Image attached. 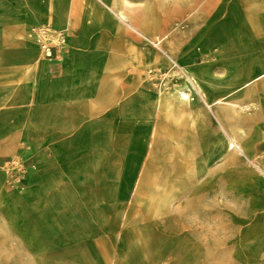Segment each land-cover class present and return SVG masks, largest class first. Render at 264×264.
Returning a JSON list of instances; mask_svg holds the SVG:
<instances>
[{
  "label": "rangeland",
  "instance_id": "1",
  "mask_svg": "<svg viewBox=\"0 0 264 264\" xmlns=\"http://www.w3.org/2000/svg\"><path fill=\"white\" fill-rule=\"evenodd\" d=\"M23 1L33 20L32 1ZM85 1L113 15L121 8V0ZM127 1L145 6L152 19L165 23L166 31L160 36H167L162 40L138 35L151 52L168 62L166 69L145 64L137 74L131 70L122 27L105 28L98 42L99 69L74 72L68 48L84 24H20L15 0H0V264H121L122 259L125 264H264V176L243 155L230 151L238 162L227 161L226 167L224 158H212L210 176L186 178L166 194L155 187L162 177L155 180L152 171L138 205L133 202L132 185L123 183L122 192L113 187L121 166L111 164L121 114L114 115L112 109L125 100L139 115L129 118L135 126L129 139L133 152L141 150L142 160L150 147V133L140 115L155 98L157 71H168V58L197 68L204 61L210 75L219 79L221 62L242 57L244 50L242 35L235 33L229 46H223L228 40L220 32V23L231 17V9L236 12L237 5L246 16L264 19V0H219L212 5V0ZM220 10L224 14L219 15ZM41 27L73 38L64 39L57 59L36 55L39 42L34 30ZM211 33L213 38L208 39ZM156 39L159 48L152 44ZM32 52L39 63L47 60L50 69L34 67ZM184 72V78L175 72L178 75L169 84L186 81ZM205 111L226 145L225 131L241 151L247 149L232 111L220 124L215 108ZM255 139L251 160L264 163V137ZM10 141L14 151L9 150ZM186 151L199 164L198 144ZM171 163L166 162L169 166L164 170L172 172ZM157 169L161 175V165ZM149 209L155 210L153 216Z\"/></svg>",
  "mask_w": 264,
  "mask_h": 264
},
{
  "label": "bare ground",
  "instance_id": "2",
  "mask_svg": "<svg viewBox=\"0 0 264 264\" xmlns=\"http://www.w3.org/2000/svg\"><path fill=\"white\" fill-rule=\"evenodd\" d=\"M31 1L33 6L32 18L36 21V24L52 22L55 26H61L65 23L72 27L75 24L83 25L85 18L90 17L93 23L109 31L123 29L122 27L125 29L124 25L130 21L131 25L145 31L149 36L152 35L159 39L167 36L166 34L160 36L166 31L164 22L159 19L156 20V18L152 19L151 13L149 14L147 12L145 6L132 5L127 0L120 1L121 8L117 9L114 13L115 17L108 14V21L105 20L104 15L102 17L96 14L93 8L87 9L84 7L85 4L81 5L80 0ZM216 2H219V0H212L211 5ZM218 13L219 15L224 14L223 10L222 12L220 10ZM229 14L231 17L220 23V32L222 36L228 40L226 44L223 42V46H229L231 36L235 33L242 35L243 41L240 45L241 49H244L243 54H241L242 57L221 62L227 70L226 79L229 80L232 86L236 87L231 95L224 96V94H220L219 97H216L211 102L208 101V98L204 99L200 94L204 95L207 93L205 85L209 78L206 71L199 70V67L203 66L205 69V62L203 61L202 65L198 68L195 66L189 67L185 64L184 73L187 75L185 77L187 78L186 81L189 83V91H179V81L174 82L172 86L168 83L165 87L157 90L153 89L155 95L154 100L148 101L142 109L143 111L140 117L145 119L144 124L150 133V147L147 150L145 158L142 160L140 159L141 150L133 152V148L130 147L132 141L129 139L135 127L129 118H136L139 117V115L136 113L133 105L130 104L129 101L125 102V100L112 109L114 115L119 111L121 113L116 120L117 127L112 148L114 151V159L111 160V164L119 167L121 166V171L114 176L113 179L115 182L113 181V184L115 185L113 187L117 191L119 189V191L122 192L124 189L123 183L132 185L133 202L137 205L141 201L143 186L152 171L155 173V180L160 179L158 176L162 177V180L156 181L155 187L160 189L159 192L163 194H166L171 188H179V183L182 182V180L184 181L186 178H194L203 174V170H200L201 172H199V174L196 170H193L195 159L191 158V156L189 157L185 149V130L187 128L185 105L192 97H198L199 99L202 97V100L207 103L208 109L215 108L216 111H218L219 119L217 117L216 119L219 123L220 119L229 112L231 114L232 111L235 114L238 126L241 128L240 138L242 146H247V149L245 148L242 150L243 152L241 151L239 154L243 155L253 167L256 166L264 176V163L251 160L255 153V138H263L264 135V19L261 17L258 20L254 19L251 15L246 16L245 12L241 11L239 5L236 7V12L231 9ZM171 19L172 18L169 20ZM55 26H53V28H56ZM29 35L30 34H27V36ZM210 38H213L212 33L209 35L208 39ZM211 46L212 42H210V40L207 41L206 47L209 51ZM260 51L263 52L259 53ZM31 57L34 67H46L50 69L49 63H39L38 60H36L34 52L31 53ZM180 75L183 77L182 74ZM113 85L117 84L115 83ZM115 93L114 91V96ZM150 127H153L152 130L149 129ZM161 143L165 145L164 148L160 145ZM220 143V151L213 160L221 161L231 154L230 151L232 146H230V144L226 145L222 137H220ZM8 146L10 147L9 150H15L11 141ZM203 151L204 155L199 159L202 160L203 163H207L210 161L213 152L208 151V153H206V150ZM166 162H172V172L164 170V167L169 166ZM160 165L163 168L161 175L159 169L156 170L157 172L154 170ZM117 178L118 183L116 181ZM41 181H43V179H40L37 183ZM0 183L2 184V176ZM37 183H35V185ZM260 185H263V180ZM31 191L32 189L26 190L27 193ZM27 193L26 199L28 197ZM12 196H14L15 199L19 197L15 195ZM153 211L155 212V210L149 209L148 213L151 214ZM129 251H127L126 257H128L132 250L129 249ZM121 264H125L124 259L121 260Z\"/></svg>",
  "mask_w": 264,
  "mask_h": 264
},
{
  "label": "crops",
  "instance_id": "3",
  "mask_svg": "<svg viewBox=\"0 0 264 264\" xmlns=\"http://www.w3.org/2000/svg\"><path fill=\"white\" fill-rule=\"evenodd\" d=\"M80 1H81V5L85 4L84 7H86L87 9L93 8L96 14L102 17L104 15L105 20L108 21L109 13H107L101 7H99L96 4L86 5L87 2L85 0H80ZM15 3H16V10L14 9V11L19 17L18 19L19 23L22 24V23L27 22L30 26L35 25L36 21L30 19L31 14H30L29 6L25 4L23 0H15ZM22 6H24V8H23V11L21 12ZM88 6H90V8H88ZM109 15L114 17L112 13ZM124 26L126 28L125 30L126 33L123 36V49H126V55L128 56V59L130 60L129 62L131 63V70L136 69L137 70L136 74H137L138 71L140 70V67L145 64H150V66L160 65V67L162 66L163 69H166L167 68L166 66H168V62L164 58H161L160 55L151 52V50H149L146 47L145 43L141 41L138 33H142L147 37L149 35L145 31L135 27L134 25L132 26L130 24L129 26L127 25H124ZM105 34H106L105 28L101 27L100 25L94 24L90 17L85 18L83 30H81V32L77 35V37H75V40H74L75 43H71V49L68 48V53H69L68 62L69 63L73 62L74 72L77 68L82 69V68L92 67V68L99 69L101 67L102 63H101V58L99 54L98 42H99V39H101ZM65 39L67 41L69 39L73 40V38H71L69 33H66ZM162 39L163 38H161L160 40ZM133 46H137L138 50L134 51ZM37 54H39V56L41 55L39 44H37L36 46V55ZM186 55H189V54H186ZM46 62L47 60L41 63H46ZM133 62L135 63V66L133 65ZM179 65L184 67L180 63ZM207 67L208 66H206L205 69L203 68V66L199 67V70L206 71L207 76L209 78V80L206 82V85H205V87L207 88V93H205L204 95L203 94H200V95L204 99L208 98L209 102H211L216 97H219L220 94H224V96L231 95L232 92L236 89V87L232 86L229 80L226 79L224 66L222 65V67H220L223 72V75L219 77V79H214L213 75H210L209 73L211 69ZM212 69L215 70L214 67ZM60 72H61V69H60ZM159 72H161V70L157 71V76H159ZM175 74L177 73H174L170 76L169 83L174 77H176ZM157 80H158V77H157ZM147 82H151V80H148ZM142 86L146 88L145 86L147 85L142 82ZM178 90L188 92L189 83L181 79L179 81ZM202 97L201 99H199L198 97H192V99L185 105V113H186V121H187L186 123L187 128L185 130V133H186L185 134L186 135L185 136V143H186L185 149L190 148L191 145L198 144V150H200V152L202 153L199 158L203 157L204 155L203 150L205 149L206 153H208V151L213 152L212 156L210 157V161H211L212 158L214 159V157L220 151V146H219V144H221L220 137H219L220 135L217 134L216 131L214 130L212 120L210 116L208 115V113L205 111V108H207V103H205L202 100ZM221 128L224 130L222 126ZM225 135H226L225 137L229 139L228 144L232 146L231 151L235 150L238 154L241 153L240 147L235 143L234 139H232L227 134L226 131H225ZM160 145L162 146V148L165 147V145H163L162 143ZM224 160L226 161L225 167L227 165V161L229 163L238 162L237 158L232 153L228 155L226 159L224 158ZM210 161L207 163H203V161L201 160L199 164L194 163L193 170H196L197 173L201 172L200 170H203V174L205 173V175L207 174V176H210ZM241 169L243 168H240L238 170H241ZM226 170L228 169L227 168L225 169L224 175L226 174ZM201 176L202 174L199 175L198 178L200 179Z\"/></svg>",
  "mask_w": 264,
  "mask_h": 264
},
{
  "label": "built area",
  "instance_id": "4",
  "mask_svg": "<svg viewBox=\"0 0 264 264\" xmlns=\"http://www.w3.org/2000/svg\"><path fill=\"white\" fill-rule=\"evenodd\" d=\"M34 35L38 40L41 56L46 59L56 58L59 55V49L66 38L65 33L62 31H54L50 27H41L34 30ZM160 40V39H159ZM153 41L154 47L159 48V41ZM170 62V67L167 72H159L158 82L156 84V89L165 87L170 80V76L175 72L183 74V69L171 58H168ZM264 153V146H263Z\"/></svg>",
  "mask_w": 264,
  "mask_h": 264
}]
</instances>
